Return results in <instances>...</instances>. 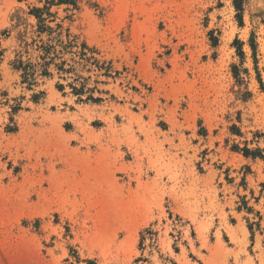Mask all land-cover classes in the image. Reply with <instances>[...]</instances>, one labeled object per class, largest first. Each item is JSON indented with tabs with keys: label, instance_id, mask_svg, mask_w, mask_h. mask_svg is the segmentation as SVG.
<instances>
[{
	"label": "rangeland",
	"instance_id": "1",
	"mask_svg": "<svg viewBox=\"0 0 264 264\" xmlns=\"http://www.w3.org/2000/svg\"><path fill=\"white\" fill-rule=\"evenodd\" d=\"M234 1L0 0V264H264V0Z\"/></svg>",
	"mask_w": 264,
	"mask_h": 264
},
{
	"label": "trees",
	"instance_id": "2",
	"mask_svg": "<svg viewBox=\"0 0 264 264\" xmlns=\"http://www.w3.org/2000/svg\"><path fill=\"white\" fill-rule=\"evenodd\" d=\"M245 0H235V7L238 11H242V5L244 4ZM254 50V47H253Z\"/></svg>",
	"mask_w": 264,
	"mask_h": 264
}]
</instances>
